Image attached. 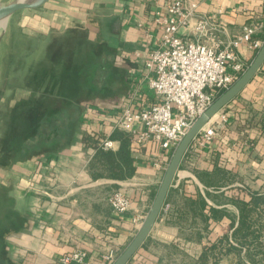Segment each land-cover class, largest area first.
I'll return each mask as SVG.
<instances>
[{
  "label": "crops",
  "instance_id": "0c3cea01",
  "mask_svg": "<svg viewBox=\"0 0 264 264\" xmlns=\"http://www.w3.org/2000/svg\"><path fill=\"white\" fill-rule=\"evenodd\" d=\"M177 2L197 3V15L215 16L223 43L239 36L244 27L264 22V0H50L33 15L25 10L16 18V34L4 51L3 66L9 69L0 72L3 103L11 108L32 96L27 79L33 71L65 72L70 57L84 74V49L89 56L92 39H100L102 54L109 52L118 61L114 65L122 74L117 78L127 86L120 104L139 84L149 93L144 62L162 36L155 19L168 17V5ZM193 26L181 32L193 37ZM259 37L264 43V30ZM258 51L247 43L239 48L248 67ZM107 102L85 103L80 127L64 147L8 170L25 217L9 238L19 264H60L62 257L76 251L87 257L73 264H107L105 256L115 251L117 259L144 223L172 157L166 167L157 168L149 150L137 158L130 148L134 176L95 177L90 171L96 154L91 138L99 145L110 137L111 125L92 123L85 114L91 107L114 113ZM221 114L228 116L223 131L206 147L190 145L157 222L128 264H202L204 251L228 233L227 215L236 212L235 199L250 201L253 193H264V64L211 123ZM58 115L59 120L69 119L67 112ZM114 142V150L108 151L119 149L120 143ZM116 190L132 200L131 209L121 215L109 202ZM212 211L225 215L218 219Z\"/></svg>",
  "mask_w": 264,
  "mask_h": 264
},
{
  "label": "built area",
  "instance_id": "2783aa9c",
  "mask_svg": "<svg viewBox=\"0 0 264 264\" xmlns=\"http://www.w3.org/2000/svg\"><path fill=\"white\" fill-rule=\"evenodd\" d=\"M197 9V3H170L169 16L155 19L162 27V36L160 44L148 53L144 62L149 93H144L139 84L114 108V113L105 114L94 107L86 110L88 121L111 125L110 135L115 131L126 133L135 157L139 158L144 150L153 153L151 161L157 168L168 165L196 120L248 68L239 54L243 43L254 51L263 45L259 33L264 30V22L244 27L239 36L223 43L217 37L219 28L215 16H199ZM191 24L193 37L181 32ZM227 121L226 114H221L213 123L210 121L192 144L198 148L211 144ZM99 147L114 150L115 142L106 137ZM109 202L119 215L132 207V200L122 190L114 191ZM86 257V252L76 251L59 262L83 263ZM116 257L115 251H111L105 260L113 264Z\"/></svg>",
  "mask_w": 264,
  "mask_h": 264
},
{
  "label": "trees",
  "instance_id": "16d2710c",
  "mask_svg": "<svg viewBox=\"0 0 264 264\" xmlns=\"http://www.w3.org/2000/svg\"><path fill=\"white\" fill-rule=\"evenodd\" d=\"M82 74L83 71L79 70L76 73L71 70L69 72L33 71L28 77V84L31 86L29 87L34 93L16 103L15 112L17 113L14 121L18 123L14 124L13 129L11 124L8 125L5 131L10 162L11 160L17 163L33 161L55 149L64 147L68 141L73 140L74 133L80 127L81 112L86 106L80 93L85 86L84 80H80ZM57 97L68 99L69 102L60 103ZM47 99L53 101L47 103ZM63 112H68V120L55 118ZM110 139L120 143L117 151L103 150L99 147L98 140L91 138L96 154L90 162V171L95 177L107 176L121 180L131 178L136 168L130 150L129 136L122 131H115L110 135ZM21 152H23L22 157ZM16 155L19 156L18 159ZM234 203L239 209L238 224L236 225L231 214L227 215L231 219L232 234L224 235L218 242L207 248L201 257L202 264H208L211 259L217 262L216 252H221L223 249L228 254L233 251L239 254L240 250H245L253 263L264 264L262 261H257L256 256H251L252 247L258 248L260 252L264 248L260 247L264 230V193H253L250 201L235 199ZM212 212L218 219L225 215L221 211ZM11 216L19 220L21 218L22 223L13 222L9 229L10 234L20 229L25 218L18 213L10 214V218Z\"/></svg>",
  "mask_w": 264,
  "mask_h": 264
},
{
  "label": "rangeland",
  "instance_id": "374dc122",
  "mask_svg": "<svg viewBox=\"0 0 264 264\" xmlns=\"http://www.w3.org/2000/svg\"><path fill=\"white\" fill-rule=\"evenodd\" d=\"M35 11L36 10H30V13H32L33 15ZM24 13L27 12L20 11L16 13L9 20L5 30V35L1 38L0 72L5 68H6L5 71L8 72L9 65L3 66V65H7L4 61V51H5V47H7L6 42H8V39L12 37V33L16 34V29L14 26V24L16 23V18L22 14L24 15ZM2 29L3 27L0 28V37L3 32ZM84 50H85V54L83 56V65L85 69H84V74H82L83 76H81L80 79H84L85 86L83 90L81 89L80 92L81 96L84 98L85 103L90 102L97 104L99 102L98 104H103V102L109 100L110 102L104 104L108 107L117 108L120 105L119 102L121 96L125 94V92L127 91V86L125 85V83H122L117 78V76H120L119 74H122V71L115 68L114 64L118 63L116 57L109 52L102 54L104 48H102L100 39L97 40L92 39L89 56L86 55V51H88L87 48H85ZM78 63L79 62L72 63V58L70 57L67 61L68 69L66 68V71L69 72L70 70L72 71L73 69L75 73L78 70L81 71L79 69L80 63L79 65ZM87 84L89 85V88H87ZM3 85L4 82L2 78V82H0V93ZM110 92L111 93L117 92V93L116 95H114V94H110ZM2 100L3 99L0 94V264H19L18 258L15 257V253L10 245L9 238L13 235V233L10 234L9 229L12 227L13 222L15 221L16 223L18 222L22 223V222H21V218L20 220L15 219L16 218L15 216L13 217L11 216L10 218V214L11 215H13V213L20 214L19 211L20 208H19V201L16 197L17 193H16V188L14 186L15 184L13 183L12 177L8 173V170H11V168L18 165V163L12 160L10 162V158H9L10 156L8 155L9 153L7 152V145H8L7 135L5 134L8 125L11 124V127L13 129L14 124L16 125L18 123V121H14L17 113L15 112L17 104L12 105V107L10 108L9 104L3 103ZM22 155L23 152H21L20 156L22 157ZM18 158L19 156L16 155V159ZM236 208L237 210L236 212H234L233 218L238 224L239 209L237 206ZM227 232L228 233H223L219 237L221 238L226 234H230V235L232 234L233 230L230 228V225ZM261 241L262 243L260 244L261 245L260 247L262 248L264 247V230L262 232ZM263 249L260 252L258 248L252 247L251 256L254 255L258 259L257 261L264 262ZM240 251L241 252L239 254L234 251L228 254L225 249H223L221 252L217 251L216 252L217 253L216 256H218V258H216L217 262H215V260L213 259V264H256L253 263L251 257L245 253V250H240Z\"/></svg>",
  "mask_w": 264,
  "mask_h": 264
},
{
  "label": "water",
  "instance_id": "95a60500",
  "mask_svg": "<svg viewBox=\"0 0 264 264\" xmlns=\"http://www.w3.org/2000/svg\"><path fill=\"white\" fill-rule=\"evenodd\" d=\"M50 0H0V24L9 20L18 12L25 10H37L46 5ZM6 27L2 29L1 38L5 35ZM264 64V43L257 52L256 57L249 67L241 75V77L225 92H223L217 100L209 107V109L201 115L188 131L186 136L176 148L172 159L165 171L164 178L156 194L150 211L139 229L138 233L126 247V249L118 256L113 264H128L136 252L143 246L144 242L150 235L155 223L157 222L162 209L165 205L166 198L176 174L180 168L181 162L188 151L190 145L200 133V131L235 97H237L243 89L252 81Z\"/></svg>",
  "mask_w": 264,
  "mask_h": 264
},
{
  "label": "bare ground",
  "instance_id": "6f19581e",
  "mask_svg": "<svg viewBox=\"0 0 264 264\" xmlns=\"http://www.w3.org/2000/svg\"><path fill=\"white\" fill-rule=\"evenodd\" d=\"M2 27H3V28L6 27V22H3V23L0 24V28H2Z\"/></svg>",
  "mask_w": 264,
  "mask_h": 264
}]
</instances>
